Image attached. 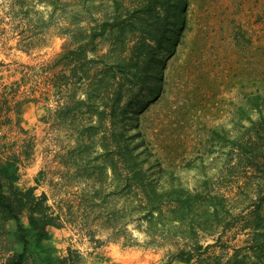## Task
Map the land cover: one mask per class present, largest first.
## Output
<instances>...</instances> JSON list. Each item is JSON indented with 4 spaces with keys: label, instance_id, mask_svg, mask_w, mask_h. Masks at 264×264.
Listing matches in <instances>:
<instances>
[{
    "label": "rangeland",
    "instance_id": "374dc122",
    "mask_svg": "<svg viewBox=\"0 0 264 264\" xmlns=\"http://www.w3.org/2000/svg\"><path fill=\"white\" fill-rule=\"evenodd\" d=\"M187 2L182 10L185 24L170 51L158 53L159 62L149 68L158 95L150 98L147 89L137 93L149 108L138 116L139 107L130 109L134 113L125 123V134L137 133L139 120L153 144L172 148L166 159L178 157L180 164L193 156L202 158L177 171L184 186L201 189L205 178L220 182L234 213L244 214L249 201L243 194L251 193L250 202L256 194L248 190L247 181L257 182L258 174L250 168L237 169L233 176L222 174L228 142L244 139L259 119L248 95L260 92L264 99V0ZM68 9L55 13L45 0H0V162L12 160L19 168L16 182H0L22 227L0 210V264L24 251L22 236L27 241L24 264H169L172 249L150 243L146 224L120 212L128 207L117 197L110 159H104L97 143L100 133L91 137L78 127L93 125L96 116L89 120L84 115L80 123L58 117L57 106L65 99L50 91L44 68L67 41ZM260 102L264 114V100ZM181 112L183 122L178 123ZM204 125L211 138L204 134ZM166 180L161 178L160 189H166ZM29 190L37 199L34 216L39 224L46 216L56 218L41 241L30 224L29 206L21 208L16 196ZM215 236H202L200 243L211 245L206 253L223 261L252 245V231L241 225L228 228L219 245Z\"/></svg>",
    "mask_w": 264,
    "mask_h": 264
},
{
    "label": "trees",
    "instance_id": "16d2710c",
    "mask_svg": "<svg viewBox=\"0 0 264 264\" xmlns=\"http://www.w3.org/2000/svg\"><path fill=\"white\" fill-rule=\"evenodd\" d=\"M45 1L55 13L58 10L63 13L64 8H69L68 30L63 34L67 41L44 68L50 91L65 99L57 106L58 117L76 122L84 115H88L89 120L92 114L96 116L93 125L79 124L78 127L85 129L91 137L100 133L97 143L105 151L104 159H110L107 165L116 182L117 197L128 207L127 211L122 208L120 212L135 215L136 221L146 224L144 232L150 243H161L172 249L168 251L169 264L174 261L183 264H264V192H261L264 186V114L260 102L264 99L260 92L248 95L254 99L253 107L259 113V119L247 128L244 139L228 142L231 149L222 174L233 176L237 169L247 168L258 174L257 182L247 181L248 190L253 188L251 191L256 194L252 202L250 192L243 194L249 201L246 207L249 211L244 214L234 213L226 194L220 190L224 188L220 182L205 178L201 189L184 186L177 171L190 169L202 158L193 156L180 160V164L178 157L166 159V154L173 153L172 148L153 144L139 120L136 124L138 132L131 136L125 134V123L134 113L130 109L139 107L135 112L138 116L149 108V102L135 97L137 93L147 89L151 91L150 98L158 95L157 88L152 86L154 76L149 68L159 62L158 53L170 51L177 30L184 26L182 10L187 7V0ZM161 80L164 83V79ZM79 95L84 98L77 99ZM178 115V123L183 122V113ZM206 131L211 130L204 125V134ZM208 136L212 137L210 133ZM90 141L94 143L91 138ZM152 158H156L155 162L145 168ZM18 169L16 162L6 159L0 162V178L13 184L18 180ZM154 169L158 172L153 173ZM156 175L158 179H154ZM162 177L167 179L163 182L166 189H160ZM16 196L21 208L29 206L30 224L38 230L37 240L41 241L47 236L46 226L54 225L56 218L46 216L39 224V219L34 216L37 199L32 192L17 191ZM0 210L14 218L22 229L15 206L4 194L1 182ZM237 225L252 231V245L236 250L226 261L221 256L206 253L211 245L203 246L200 243L202 236L218 234L215 243L219 245L220 236ZM22 241L24 251L7 264H24L27 247L24 236ZM242 250L244 252L240 254Z\"/></svg>",
    "mask_w": 264,
    "mask_h": 264
}]
</instances>
